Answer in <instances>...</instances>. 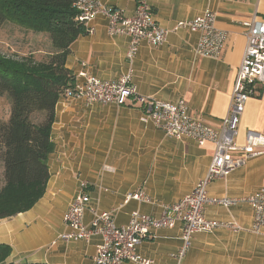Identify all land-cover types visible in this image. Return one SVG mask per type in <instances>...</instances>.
Listing matches in <instances>:
<instances>
[{
  "label": "crops",
  "instance_id": "crops-1",
  "mask_svg": "<svg viewBox=\"0 0 264 264\" xmlns=\"http://www.w3.org/2000/svg\"><path fill=\"white\" fill-rule=\"evenodd\" d=\"M99 1L129 16L137 6V0ZM150 4L157 21L170 30L165 44L154 47L142 42L130 63V38L110 36L108 18L99 15L91 23L95 33L72 44L67 68L76 82L86 77L118 81L132 70L140 95L170 103L183 98L193 118L219 128L228 114L245 52V26L254 19L264 22V0H150ZM207 11L217 14L215 26L227 35L216 59L195 53L203 32L174 31L179 22L193 21ZM142 112L137 104L87 106L82 101L60 99L51 133L54 152L48 158L46 192L31 210L0 221V244L12 248L8 263L94 264L101 237L89 242L57 241L70 231L64 217L81 181L89 184L91 206L114 212L117 225L125 226L136 212L160 217L163 206L175 205L206 179L215 146L169 139L152 123H144ZM248 131L264 133V86L247 103L238 145L245 144ZM263 187L261 156L228 179L211 183L208 192L214 197L246 198ZM140 190L153 204L127 201ZM206 211L209 218L236 222L243 230L195 234L179 263L172 255L183 246L180 225L160 229L139 247L140 254L156 264H264V228L259 233L251 231L254 214L249 205L239 204L231 210L209 206ZM92 219L87 211L86 222Z\"/></svg>",
  "mask_w": 264,
  "mask_h": 264
},
{
  "label": "built area",
  "instance_id": "built-area-1",
  "mask_svg": "<svg viewBox=\"0 0 264 264\" xmlns=\"http://www.w3.org/2000/svg\"><path fill=\"white\" fill-rule=\"evenodd\" d=\"M76 7L80 11L78 21L86 25L88 34L95 33L91 23L99 15H104L108 18L110 36L130 38L127 50L130 63L136 59L142 42L146 41L158 47L167 42L170 33V30L157 21L150 0H137L133 16L110 8L99 0H78ZM216 21L217 14L207 11L193 21L179 22L174 31L203 32L195 47V53L200 57L216 59L221 55L227 37L225 32L216 28ZM245 37V52L236 73L229 111L219 128L193 118L183 98L170 103L140 95L133 82L132 70L118 81L86 77L83 82L75 81L65 89L62 99L82 101L87 106L140 105L143 111L142 121L152 123L167 138L176 141L192 140L200 146L212 143L215 152L206 179L191 193L175 205L163 206L160 217L136 212L125 226L117 225L114 212L100 211L91 206L89 184L81 181L64 217L70 231L59 235L57 241L89 242L98 236L103 242L97 248L94 264H156L141 255L139 247L156 231L180 225L183 246L172 257L181 263L191 248L195 234L220 229L234 232L243 230L236 222L209 218L206 211L209 206L231 210L239 204H247L254 214L251 231L259 233L264 228V187L246 198L214 197L208 192L211 183L228 179L235 170L246 166L250 160L264 156V133L248 131L245 144L240 146L237 143L247 103L264 86V22L254 19L247 23ZM130 200L153 204V200L144 190L129 195L127 201ZM87 211H91L93 215L90 223L85 220Z\"/></svg>",
  "mask_w": 264,
  "mask_h": 264
},
{
  "label": "trees",
  "instance_id": "trees-1",
  "mask_svg": "<svg viewBox=\"0 0 264 264\" xmlns=\"http://www.w3.org/2000/svg\"><path fill=\"white\" fill-rule=\"evenodd\" d=\"M77 2L0 0V27L9 23L47 35L54 50L44 61L34 53H0V98L10 106L9 117L0 118V221L31 210L46 192L56 107L75 82L67 58L72 44L88 34ZM11 254L9 245L0 244V264H15L7 262Z\"/></svg>",
  "mask_w": 264,
  "mask_h": 264
},
{
  "label": "rangeland",
  "instance_id": "rangeland-1",
  "mask_svg": "<svg viewBox=\"0 0 264 264\" xmlns=\"http://www.w3.org/2000/svg\"><path fill=\"white\" fill-rule=\"evenodd\" d=\"M53 51L47 35L28 32L9 23L0 27V53L2 54L28 56L34 53L37 61H44L48 53ZM9 113V102L5 98H0V118L5 119Z\"/></svg>",
  "mask_w": 264,
  "mask_h": 264
}]
</instances>
